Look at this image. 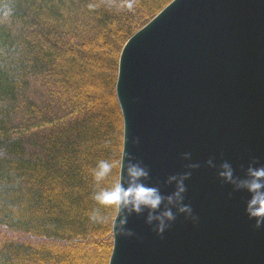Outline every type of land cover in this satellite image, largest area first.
<instances>
[{
	"label": "water",
	"instance_id": "water-1",
	"mask_svg": "<svg viewBox=\"0 0 264 264\" xmlns=\"http://www.w3.org/2000/svg\"><path fill=\"white\" fill-rule=\"evenodd\" d=\"M114 90L118 183L139 166L162 201L116 210L108 264H264L244 186L264 168V0L169 1L123 44Z\"/></svg>",
	"mask_w": 264,
	"mask_h": 264
},
{
	"label": "trees",
	"instance_id": "trees-1",
	"mask_svg": "<svg viewBox=\"0 0 264 264\" xmlns=\"http://www.w3.org/2000/svg\"><path fill=\"white\" fill-rule=\"evenodd\" d=\"M169 1L0 0V264H108L118 58Z\"/></svg>",
	"mask_w": 264,
	"mask_h": 264
},
{
	"label": "clouds",
	"instance_id": "clouds-1",
	"mask_svg": "<svg viewBox=\"0 0 264 264\" xmlns=\"http://www.w3.org/2000/svg\"><path fill=\"white\" fill-rule=\"evenodd\" d=\"M7 15V12L4 13ZM113 165L107 161H100L94 176L97 181L102 180L112 170ZM225 171L221 173L226 179H232V171L228 165H224ZM128 175L130 177V186L125 189L120 183H116L110 189H103L99 191L94 199L105 207H111L119 210L121 207L127 208L129 206L136 212L141 210V207H148L155 210L159 207L162 197L156 189L147 188L137 181L146 176V172L139 166H130L128 168ZM250 181L244 182V186L252 193V197L248 203L247 211L249 216L256 219L257 227L264 223V168L250 169ZM184 191L182 183L178 184V191L176 196L179 197L180 193ZM171 201V197L169 198ZM181 212H190L187 207H182ZM173 214L171 211H166L162 217H157L159 220L158 232H163L166 220H172ZM151 219V217H150ZM126 223L125 219L120 220V224Z\"/></svg>",
	"mask_w": 264,
	"mask_h": 264
}]
</instances>
